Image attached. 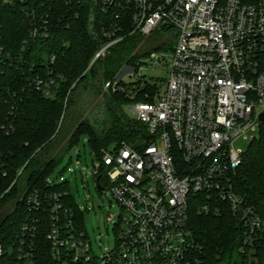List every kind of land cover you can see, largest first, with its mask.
<instances>
[{
  "label": "built area",
  "instance_id": "2783aa9c",
  "mask_svg": "<svg viewBox=\"0 0 264 264\" xmlns=\"http://www.w3.org/2000/svg\"><path fill=\"white\" fill-rule=\"evenodd\" d=\"M0 1L23 3L30 41L50 35L49 15L42 7L64 4L75 15L86 9L105 39L89 66L127 35L137 34L139 45L155 33L175 35L168 58L153 50L137 61V70L124 65L104 84L116 90L120 81L142 77L157 86L152 99L146 93L147 100L126 106L144 124V141L137 147L122 142L94 165L97 185L103 164L125 224L115 246L98 258L86 230L64 206L66 191L42 194L33 188L20 199L27 215L14 247L4 250L0 244V264H200L202 249L188 224L191 197L201 199L203 213L220 214L226 207L236 218L240 214L243 252L250 253L264 239V221L244 205L232 184L244 152L233 142L258 129L264 113V0ZM20 56L6 54L0 45V62ZM147 63L168 65L164 88L157 80L135 76ZM42 68L43 73H32L30 83L51 97L61 75L51 66ZM2 128L13 130L11 124ZM43 211L51 221L44 234L36 232Z\"/></svg>",
  "mask_w": 264,
  "mask_h": 264
},
{
  "label": "trees",
  "instance_id": "16d2710c",
  "mask_svg": "<svg viewBox=\"0 0 264 264\" xmlns=\"http://www.w3.org/2000/svg\"><path fill=\"white\" fill-rule=\"evenodd\" d=\"M20 3L0 1V45L6 54L21 55L15 61L0 62V244L4 250L14 247L26 221V208L20 199L27 189L36 188L42 194L66 191L64 206L74 213L76 225L86 230L83 212L67 182L49 183L47 178L82 136H86L96 161H101L104 151L122 142L137 147L144 141V124L130 116L126 106L147 100L146 93L152 99L156 84L142 77L120 81L116 90L104 89V84L124 65L137 70L140 58L161 48L155 35L139 45L141 38L130 34L89 66L105 39L86 9L75 15L64 4L42 7L40 11L49 15L50 35L30 41L29 19ZM51 55L56 56L52 64L48 60ZM45 66L61 75L52 86L51 97L30 83L32 73H43ZM96 98L104 109L98 126L89 113ZM8 124L13 130L6 133L2 126ZM103 173L100 164L98 183L108 186ZM232 184L244 205L264 221V122L243 152ZM200 204L199 198L188 201V224L202 249L200 264H264V239L257 241L250 253L243 252L242 232L232 212L224 207L220 214H206L200 211ZM42 214L36 232L44 234L51 221L46 212Z\"/></svg>",
  "mask_w": 264,
  "mask_h": 264
},
{
  "label": "rangeland",
  "instance_id": "374dc122",
  "mask_svg": "<svg viewBox=\"0 0 264 264\" xmlns=\"http://www.w3.org/2000/svg\"><path fill=\"white\" fill-rule=\"evenodd\" d=\"M155 42L161 47L157 51L164 53L168 58L175 44V35H167L166 32L155 33ZM129 70V68H125L123 72ZM138 75L149 80H157L164 88L168 77V65L147 63L135 76ZM124 79L134 80V76L124 75ZM92 101L89 107L90 118L95 120L96 126H98L104 115V109L101 104H98L97 98ZM257 134L258 129L256 128V130L240 136L233 142L234 148L246 151L249 142ZM95 163L96 160L87 138L82 136L55 164L49 180L50 182H67L75 204L83 212V224L94 253L98 258H102L103 252L115 246L117 236L125 224L120 214V206L110 194L108 187L105 186L103 191L97 189L94 176Z\"/></svg>",
  "mask_w": 264,
  "mask_h": 264
},
{
  "label": "water",
  "instance_id": "95a60500",
  "mask_svg": "<svg viewBox=\"0 0 264 264\" xmlns=\"http://www.w3.org/2000/svg\"><path fill=\"white\" fill-rule=\"evenodd\" d=\"M260 120L262 121V122H264V113H262L261 115H260ZM97 186V189L99 190V191H102L103 190V188H102V186H100L99 184H97L96 185ZM239 213H238V215H237V218H236V221H237V224H239Z\"/></svg>",
  "mask_w": 264,
  "mask_h": 264
}]
</instances>
